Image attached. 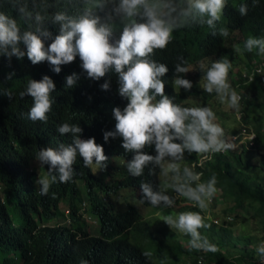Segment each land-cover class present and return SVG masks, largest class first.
Returning a JSON list of instances; mask_svg holds the SVG:
<instances>
[{
	"label": "trees",
	"instance_id": "trees-1",
	"mask_svg": "<svg viewBox=\"0 0 264 264\" xmlns=\"http://www.w3.org/2000/svg\"><path fill=\"white\" fill-rule=\"evenodd\" d=\"M241 3L247 7L245 15L238 11ZM20 5L32 16L24 18L19 14L16 9ZM117 6L118 0H0V11L17 19L21 32L40 27L48 33L47 36L37 33L45 47L59 34L60 25L52 20L56 12L77 18L86 8L101 23L112 25L109 39L114 42L123 25L128 23L122 14L114 11ZM37 13L44 17L40 24L32 18ZM133 19L141 22L139 15ZM225 28L226 37L220 34ZM249 36L264 37V0H226L214 28L191 21L174 29L165 48L154 49L147 57L168 67V72L161 77L165 82L164 92L172 103L181 107H190L186 102L190 95L209 99V94L195 87L176 90L174 80L177 76L183 78L187 71L177 73L175 65L189 68L205 63L200 71L204 74L212 62L227 59L231 65L227 74L229 83L240 96L239 103L244 104L241 117L257 134L255 145L250 149L254 148L261 156L257 164L247 155L246 147H232L212 153L211 158L199 165V153L185 150L181 159L173 158V163L179 166L181 182L173 181L169 185L161 179L162 161L160 164L148 162L142 174L134 177L128 172L127 164L123 165L134 154L121 147V137H109L107 142L102 138L104 131L115 129L113 108L123 109L128 102L127 97L119 94V75L114 69L92 79L81 68L78 55L73 61L61 64L56 73L46 60L32 64L26 55L17 58L0 54V264H81V261L86 264H263L255 249L264 242V236L256 242L249 234L235 235L233 221L226 222V216L231 215L235 221L257 220L264 228V121L257 114L264 110V80L256 74L244 82L246 77L241 73L253 59L264 61V54H257L256 49L251 52L244 49V41ZM236 46L240 47L241 56L235 55ZM19 47L26 51L23 43ZM73 73L78 79L68 88L65 77ZM43 75L53 80L54 89L50 92L53 103L46 121L33 122L27 118L32 98L27 95L21 98L19 92L29 79L39 80ZM105 82L108 87L102 89L101 84ZM5 91L12 93L10 98L4 95ZM149 91L151 94L153 90ZM159 99L157 95L153 101ZM63 122L81 127L79 138L94 137V142L102 145L107 157L103 162L105 167L93 171L91 166L83 165V158L78 155L73 165V179L53 183L48 193L41 196L36 181L45 175L43 172L47 173L49 165L42 164L36 153L41 148L55 149L61 143L72 142L71 133L61 135L56 131ZM140 151L154 156V144H146ZM35 162L43 169L41 173ZM185 167L199 174L203 182L215 175V188L220 189L217 199L222 205L217 214L204 218L201 209L183 202L186 198L174 190V183L186 180ZM52 174L55 173H49ZM142 183L168 195L172 210L199 212L208 225L199 231L215 245L216 251L190 249V237L186 233L164 224L153 229L138 207L131 203L119 204L126 198L122 190L128 189L135 192L141 204L155 207L162 214L173 212L166 208L170 204L164 202L151 205L140 188ZM62 203L67 205L68 223L60 212ZM80 204H85L87 209L81 210ZM84 210L95 218L98 234H92L87 228ZM15 213L21 226L15 225ZM216 217H220L219 224L213 222ZM53 220L55 223L50 224Z\"/></svg>",
	"mask_w": 264,
	"mask_h": 264
},
{
	"label": "clouds",
	"instance_id": "clouds-1",
	"mask_svg": "<svg viewBox=\"0 0 264 264\" xmlns=\"http://www.w3.org/2000/svg\"><path fill=\"white\" fill-rule=\"evenodd\" d=\"M225 3L226 0H118V6L114 11L122 14L128 23L123 25L119 38L114 42H110L109 39L113 33L112 25L101 23L100 18L93 15L90 8H86L77 18H70L64 12H56L52 20L59 23V34L47 47L41 39V35H48L46 31L37 27L35 31L21 32L17 19L0 11V54L15 55L17 58L26 55L32 64L46 60L56 73H59L61 64L73 61L78 55L81 68L86 70L87 76L92 79L104 76L110 68L114 69L119 75V94L127 97L128 102L123 109L113 108L115 129L104 131L102 138L107 142L109 137H121V147L134 154L127 163L128 172L134 177L142 174L148 162L160 164L162 161L161 179L169 185L173 181L181 182L180 169L177 164L170 163L164 170L166 156L181 159L185 150L195 151L199 153L197 164L200 165L203 160L211 158L212 153L228 150L234 145V149L244 146L249 150L256 142V132L244 121L236 132L222 139L224 129L214 122L215 114L211 108L181 107L172 103L164 92L165 82L161 79L168 72V67L147 58L154 49L165 48L172 39L174 29L191 21L206 24L210 29L214 28ZM16 11L24 18L32 16L23 5L18 6ZM238 11L240 15H245L246 5L241 3ZM137 15L141 17V22L133 19ZM32 18L37 24L42 23L44 19L39 13ZM213 34L215 35V32ZM220 34L226 37L228 30L221 29ZM20 43L24 44L26 51L20 49ZM243 47L248 52L256 49L257 54H264V37L249 36ZM236 48L240 50L239 46ZM230 66L227 59L212 62L205 72L204 88L197 90H205L209 94L208 98L217 94L221 101L227 98L231 110L236 112L238 109L242 120L241 110L244 104L239 103L240 96L227 79ZM204 67L205 65L201 64V68ZM175 71L183 73L188 71V68L176 64ZM241 73L246 77L244 82L252 80L256 74L264 80V61L253 59ZM7 78L10 79L11 74ZM77 79L75 73L66 76V87H73ZM174 85L189 89L191 82L177 76ZM107 87L106 82L101 84L102 89ZM53 89V80L48 75H43L39 80L27 81L19 96L23 98L27 95L32 98V104L27 112L29 120L33 122L47 120V113L53 103L50 97ZM150 89L153 90L151 94ZM4 95L10 98L12 93L5 91ZM157 95L160 99L153 103ZM262 113L264 110L257 112L264 121ZM56 131L61 135L71 133L72 142L61 143L55 149L41 148L36 153V158L42 164L49 165L47 173L38 177L36 181L40 185L41 196L48 193L53 183H64L73 179V165L78 155L83 158L85 167L91 166L94 170L104 168L103 162L107 160L102 145L94 142V137L79 138L77 134L81 133L82 129L77 124L63 122L58 125ZM177 140L180 142H176ZM146 144H154V156L140 151ZM183 176L186 177L184 182L173 184L174 190L186 198L187 201L183 202L209 210L221 203L217 199L220 189L215 188V175L207 182H203L199 174L185 167ZM140 188L151 205L164 202L170 204L166 208H172V201L165 193L153 191L148 183H142ZM202 216L209 218L213 214L208 217L203 214ZM202 216L199 212L189 211L179 213L175 218L166 215L163 220L190 237L188 241L190 249L215 252V245L199 231L202 227H208ZM219 218H213V222L219 224L221 222ZM232 221L234 219L231 215L226 216V222ZM255 251L259 254L260 261H264V242L257 245ZM81 264H86V261H81Z\"/></svg>",
	"mask_w": 264,
	"mask_h": 264
},
{
	"label": "rangeland",
	"instance_id": "rangeland-1",
	"mask_svg": "<svg viewBox=\"0 0 264 264\" xmlns=\"http://www.w3.org/2000/svg\"><path fill=\"white\" fill-rule=\"evenodd\" d=\"M236 51H235L236 56L242 55V52L240 50H238V48H236ZM201 64L205 65V63H201ZM201 64L196 63V64L191 65L188 68V71L186 72L185 76L183 77L184 79H188L191 82V87H195V88L203 87L204 88V84L206 81H205V73L202 74L200 72L201 71ZM256 67H258V66H256ZM227 79H229V78L227 77ZM174 87L176 90L185 89L182 86H180V87L174 86ZM206 95H208V93ZM155 102L156 101H153V103H155ZM186 102L190 107H209V108H211L215 114V121L214 122L219 124L224 129L223 137H226L227 135H229L233 132H236L237 129L239 128V126L241 125V122L243 121V118H242V120L240 119L239 110L237 109V111L235 113H232L230 111L232 108L228 105L227 98H225L224 101H221L219 99L218 94L214 95L212 98H209V99H205L204 97H202L200 95H191L186 99ZM262 114L264 115V113H262ZM223 137H222V139H223ZM179 142L180 141L178 140V143ZM237 148H239V147H237ZM247 155H249L252 162H254V163H258L260 161L261 156H260V154L255 152L254 148L249 149ZM114 159H117V158H114ZM170 163H173V158L166 156L165 162H164V170L167 168V166ZM126 164L127 163L125 162L123 165L125 166ZM35 166L38 167L37 170L39 173H41L43 171V169L38 165L37 162H35ZM93 171H94V168H93ZM43 173L46 174V172H43ZM122 192H124L126 194V198H122L120 200L119 204L124 206L126 203H131L132 205L138 207L140 209L141 213L143 214V216L145 218H147L148 221L152 224L153 229H155L157 226L159 227L162 224H164L168 227L175 228V227L169 225L168 223H166L163 220V217L166 215H171L173 218H175L179 213L184 212V211L181 212V211H174L173 210V212L169 211L167 214H162V212L157 211V209L155 207L146 206V205L141 204L140 201L136 198L135 192H133V190L123 189ZM121 197H122V195H121ZM83 207L87 209V206L85 204L84 205L80 204L81 210L83 209ZM221 208H222V205L218 204L217 206L212 207L210 210L209 209H201V210H202V214L204 216L208 217L212 214H217L219 212L217 210H221ZM66 210H67V205H65L63 203L60 204V212H62L64 214V219H65L64 222L68 223V215H65ZM83 213H84L83 217L87 223V228H90V231L92 232V234H95V235L98 234L99 228H98L97 222L95 221V218L90 216L89 213H85V210L83 211ZM246 215L249 216L248 214H246ZM13 217L15 218L14 219L15 225L21 226L22 223L19 220L18 215L15 213V214H13ZM64 222H60V223H64ZM54 223H55V220L50 222V224H54ZM233 223H234L233 232L235 235L249 234L250 236H252L255 239L256 242H259V239L262 236H264V228L259 225V222L257 220L254 221V220L250 219V220H247L244 222L234 220ZM182 240L186 243L185 239H182ZM253 245H255V243Z\"/></svg>",
	"mask_w": 264,
	"mask_h": 264
},
{
	"label": "bare ground",
	"instance_id": "bare-ground-1",
	"mask_svg": "<svg viewBox=\"0 0 264 264\" xmlns=\"http://www.w3.org/2000/svg\"><path fill=\"white\" fill-rule=\"evenodd\" d=\"M187 54V53H186ZM183 58H185V57H183ZM176 66V65H175ZM173 67V66H172ZM175 70V69H174ZM170 85V84H169ZM175 86V85H174ZM173 87V86H172ZM142 231V230H141ZM143 235V234H142Z\"/></svg>",
	"mask_w": 264,
	"mask_h": 264
},
{
	"label": "built area",
	"instance_id": "built-area-1",
	"mask_svg": "<svg viewBox=\"0 0 264 264\" xmlns=\"http://www.w3.org/2000/svg\"><path fill=\"white\" fill-rule=\"evenodd\" d=\"M262 263H264V261L261 260Z\"/></svg>",
	"mask_w": 264,
	"mask_h": 264
}]
</instances>
